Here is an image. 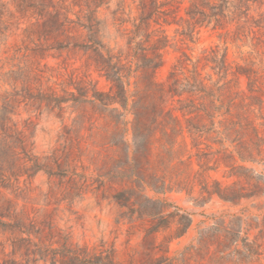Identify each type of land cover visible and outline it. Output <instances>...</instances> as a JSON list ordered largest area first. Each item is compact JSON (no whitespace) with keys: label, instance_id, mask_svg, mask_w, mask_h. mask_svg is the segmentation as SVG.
I'll list each match as a JSON object with an SVG mask.
<instances>
[{"label":"trees","instance_id":"trees-1","mask_svg":"<svg viewBox=\"0 0 264 264\" xmlns=\"http://www.w3.org/2000/svg\"><path fill=\"white\" fill-rule=\"evenodd\" d=\"M103 2L70 0L69 5L65 0H38L31 5L36 8L32 13L38 20L45 18L42 25L47 29V34L62 36L56 38L52 46L82 51L86 56V63L92 64L100 76L109 82V89L98 90L95 82L83 79H71L74 90L64 91V95L40 90L32 92L29 87L20 89L22 101H26L30 107L39 110L45 108L48 111L57 109L61 113L65 108L63 104L70 102L69 107H73L77 113L73 118L76 137L75 143L73 142L74 151L67 147L46 157L32 152V122L26 121L24 130L18 129L9 116L13 108L12 102L4 103L0 110V185L9 187L19 183L21 177L28 179L39 171H44L50 179H57V185L61 186V200L72 202L74 198L81 197L94 182L97 183L95 190L109 184L108 188L102 189L101 196H106L104 192L113 188L111 198L127 208L129 218L136 215L135 218L143 225L145 238L155 239L156 234L168 232L155 246L156 252L166 253L168 242L186 232L191 218L171 203L143 194L145 186L157 190L165 188L164 180L158 176V167L165 157L161 153L151 157L152 145L161 140L156 137V133L160 132L163 138L168 136L166 129L176 131L179 121L172 114L174 110L181 112L183 116L192 115L186 127L192 145L197 147L202 144L201 117H212L215 112L220 111L224 115V130L232 137L230 141L234 142L239 158L254 159V149L257 153L260 152L264 139L257 136L246 113L249 106L261 101L264 94V74H258L252 66L231 67L226 62V49L220 52L218 48H212L195 62L183 53L172 65L168 75L169 83L165 87L155 80L154 71L161 65L159 49L166 46L167 37L160 29L150 30L151 22L157 24L163 18V13L157 6L142 0L133 29L129 32L128 50L125 53H113L98 37L99 21L95 13ZM262 5L264 0H193L187 10L184 34L191 37L196 26L212 24L214 28L225 29L224 35L231 36L232 41L242 38L254 40V46L263 48L260 55L264 58V15L260 13L258 18L250 15L252 7ZM72 6L79 8L75 13V20L66 16L60 20V16ZM66 23L72 25L66 26ZM229 25H233L231 30L227 29ZM77 28H82L86 33L81 40V36L69 34ZM45 50L46 48L37 47L30 53L36 64H39L36 59L44 57ZM200 60L204 61V65L212 64L217 80L212 81L210 75L207 78L201 76L198 68ZM189 63L192 64L190 69L187 68ZM240 76L247 80L248 94L233 89ZM167 93L171 97H178L179 106L166 111L164 100ZM125 113H130L133 117L129 123L133 147L131 157L126 140L127 122L122 119ZM160 117H167L171 123L168 125V122H157ZM194 119L197 125L194 124ZM84 121H88L91 128L86 138L79 133ZM94 128L97 131L93 132ZM252 134L254 140L248 138ZM83 139H89L92 164L97 163L96 155L104 150L117 152L115 156L105 155L101 165L96 168L101 172L99 176L106 177V180L88 178L76 171V163L85 152L80 145ZM95 147L99 150L95 151ZM161 148L165 150L162 152L170 150L163 144ZM197 154L201 169H210L206 165L207 161L201 158L203 153L198 150ZM222 157L223 164L230 167L229 173L236 175L239 180L223 187L216 180L211 185L201 180L200 192L205 196L215 193L219 198L229 201L264 193V185L256 180L249 169L234 164L231 152L224 153ZM221 158L219 160L222 162ZM117 164L119 166L116 169ZM112 167L115 169L112 170ZM176 184L185 188L187 181H177ZM113 185L119 187L114 188ZM240 220L234 216L227 225L221 223L200 230L196 243L186 247L179 258L160 255L141 264H194L190 262L191 253L197 252L204 256L212 245L216 247L215 253L221 252L219 258L226 260L228 264L245 262L256 254V250L246 237H240ZM0 232L11 249L9 254H4L0 264H35L40 260L51 264H118L112 249L96 250L86 244L73 243L69 236L54 240L51 230L46 231L43 225L36 226L35 222L25 221L19 213L11 212L8 207L0 210ZM238 242L241 243L240 248ZM56 243L57 246L54 247L53 244ZM227 250L229 252L225 253ZM0 252L4 253L2 242ZM192 255L195 256L194 253Z\"/></svg>","mask_w":264,"mask_h":264},{"label":"rangeland","instance_id":"rangeland-1","mask_svg":"<svg viewBox=\"0 0 264 264\" xmlns=\"http://www.w3.org/2000/svg\"><path fill=\"white\" fill-rule=\"evenodd\" d=\"M103 1L95 13L99 21L98 37L113 53L119 51L125 53L128 50L129 32L133 29L142 0ZM36 2L38 0H0V110L4 103L10 101L13 108L9 116L18 129L24 130L25 122H32L34 126V133L30 138L33 142L32 152L37 156L46 157L67 147L74 151L73 142L75 143L76 137L73 118L77 113L74 112L73 107H69L70 102L63 104L65 108L61 113L57 109L48 111L45 108L39 110L30 107L26 101H22L20 89L29 87L32 92L40 90L64 95V91L74 90L70 83L71 79L92 80L96 88L102 91L109 89V82L100 76L92 64L86 63V56L82 51L52 46L54 40L62 36L56 37L55 33L47 34V29L42 25L45 18L38 20L32 13L36 8L31 5ZM145 2L157 6L163 13L161 14L163 18H160L157 24L151 22L150 30L160 29L167 37L166 46L159 49L161 65L154 71L155 80L165 87L169 83L168 75L172 65L182 57L183 53L195 62L212 48H218L220 52L226 49V62L231 67L252 66L258 74H264V58L260 55L263 48L254 46V40L242 38L232 41L231 36L224 35L225 29L214 28L212 24L196 26L191 37L184 34V25L188 19L187 10L193 0H145ZM65 3L70 5V0H65ZM78 9L77 6L70 7L60 16V20L65 19V16L75 20ZM260 13L264 15V5L254 6L250 11V15L254 18H258ZM70 25L72 24L66 23V26ZM232 27L233 25H229L227 29L231 30ZM69 34L81 36V40L86 33L82 28H77ZM37 47L46 48L44 57L36 59L39 64L30 57V53ZM44 65L45 67H42ZM211 65H204V61L200 60L198 68L201 76L207 78L210 75L211 80L215 81L218 76ZM191 67V63L187 64V68ZM233 87L234 91L248 94L247 80L244 76H240ZM177 99V96L171 97L167 93L164 100L165 110L178 107ZM172 114L179 121L176 131L166 129L168 136L163 138L160 132H157L156 137L161 140L152 145L151 151L152 158L158 153L165 157L158 167V176L164 180L165 188L161 190L147 186L143 188L144 195L152 199L165 200L189 214L191 218V224L186 232L168 242L166 253L156 252L155 246L168 232L156 234L155 239L145 238L143 225L135 218L136 215L129 218L126 213L127 208L111 198L113 188L104 192L106 196H101L102 189L108 188L109 184L98 186L100 188L95 190L97 183L94 182L81 197L69 202L66 199L61 200L59 194L61 186L57 185V179H50L44 171H39L31 178L21 177L20 182L12 186L0 185V210L8 207L11 212L19 213L25 221L35 222L36 226L43 225L46 231H52L54 240L69 236L73 243L86 244L96 250L112 249L118 264H141L149 258L153 259L160 255L179 258L186 247L196 243L200 230L221 223L227 225L232 217L237 216L241 219L240 237H246L256 250V254L249 260L238 264H264V193L229 201L219 198L215 193L205 196L200 192L201 180L208 185L216 180L222 187L239 180L236 175L229 173L230 167L223 164L222 156L229 152L233 155L235 165L249 169L256 180L264 185V140L260 152L257 153L254 149V159H240L234 142L230 141L232 137L224 130V115L217 111L212 117H201L202 144L195 147L186 127L192 115L183 116L177 110ZM246 115L252 127L256 129L257 136L264 139V94L261 101L249 106ZM132 118L130 113H125L122 117L127 122L126 140L129 144V157L132 156L133 149L129 128ZM157 122H168V125L171 123L167 117H160ZM193 122L197 125L195 119ZM90 129L89 122L84 121L79 133L86 138L90 134ZM94 131H97V128H94ZM248 138L254 140V135H249ZM162 144L170 150L162 152L165 151L161 148ZM80 145L85 152L81 160L76 163V171L88 178L106 180V177L99 176L101 172L96 168L101 165L105 155L115 156L117 152L104 150L96 155L97 163L92 164L90 158L93 154L89 139H83ZM94 150L98 151L99 148L95 147ZM198 150L203 153L201 158L207 161L206 165L210 169H201ZM118 166L119 164L115 168L117 169ZM183 180L187 181V185L185 188H180L176 182ZM113 187L119 186L113 185ZM0 242L3 243L4 251V253L0 252L1 262L5 257L4 254H9L11 249L1 232ZM240 244L238 242V248L241 247ZM53 246H57V243ZM233 248L234 245L231 246V249ZM215 252V245H212L204 256L192 252L190 262L229 263L219 258L221 252ZM227 252L229 250L225 253ZM193 253L195 256L192 255ZM35 264L51 263L40 260Z\"/></svg>","mask_w":264,"mask_h":264}]
</instances>
